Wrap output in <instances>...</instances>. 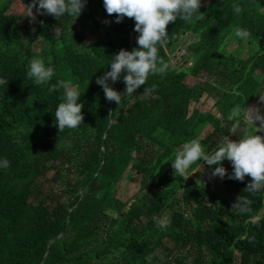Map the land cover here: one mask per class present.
Returning <instances> with one entry per match:
<instances>
[{
    "label": "trees",
    "instance_id": "obj_1",
    "mask_svg": "<svg viewBox=\"0 0 264 264\" xmlns=\"http://www.w3.org/2000/svg\"><path fill=\"white\" fill-rule=\"evenodd\" d=\"M11 2L0 0V78L8 80L0 85V161L9 162L0 167V264H264V190L248 193L251 178L229 179L232 164L225 165L224 195L232 203L247 197L252 211H231L225 201L218 209L210 201L219 185L193 175L205 162L193 163L187 179L172 168L175 154L191 139H200L210 154L224 136H232L225 103H242L236 89L255 72L264 77V0H201V18L169 23L167 42L157 45L169 69L150 74L145 86L123 95L119 105L105 98L96 79L111 70L121 49L138 47L134 19L116 23V14L109 15L104 4L93 8L94 0H86L77 18L57 19L33 8L34 34L47 46V52L35 55L22 39L19 16L6 13ZM234 4L242 8L239 14ZM103 19L113 25L103 26ZM75 20L103 40L79 43L84 38L77 37ZM237 28L250 36H235ZM183 32L196 34L185 47L188 69L171 64ZM233 38L246 48L245 55L226 49ZM32 58L54 68L49 84L36 85L27 76ZM124 75L115 84L109 80L121 93ZM189 77L192 86L185 84ZM60 80L72 81L81 93L84 120L59 132L54 112L64 90L48 88ZM152 85L155 90L144 95ZM208 88L218 94V115L190 112V104L201 101ZM255 131L245 125L233 137ZM51 171L58 188L46 191L42 180ZM125 171L140 177V191L130 203L115 197ZM178 198L186 210H176ZM165 212L166 226L158 227Z\"/></svg>",
    "mask_w": 264,
    "mask_h": 264
},
{
    "label": "clouds",
    "instance_id": "obj_2",
    "mask_svg": "<svg viewBox=\"0 0 264 264\" xmlns=\"http://www.w3.org/2000/svg\"><path fill=\"white\" fill-rule=\"evenodd\" d=\"M86 0H32L28 5V16H33V8L40 15H52L59 19L65 15L78 17L85 7ZM106 12L109 15L116 14V23L122 22L124 17L135 20V31L139 33L137 39V48L132 51L121 49L118 54L113 56L110 63L111 70L96 79V83L102 86L105 98L108 101H114L120 104L123 95H132L142 85L145 86L150 74H164L170 65L158 55L157 45L163 46L167 42L169 23L175 22L177 18L190 21L193 18L202 17L199 9L201 0H103ZM236 14L242 11L239 5H233ZM107 23V21H106ZM235 36L247 38L250 33L241 28L235 30ZM122 73L125 83L123 93L114 90L109 84H115ZM54 75V68L46 66L41 58H32L29 62L27 76L33 78L36 85L49 84ZM8 80L0 78V85H7ZM155 85L145 87L143 94L148 95L155 90ZM64 90L62 102H60L54 112L55 125L59 132L65 128L75 129L84 120L82 108L84 105L78 103L81 93L73 86L70 80H60L51 84L49 92ZM264 101V97H260ZM233 121L230 133L234 135L241 124L255 127V133L246 132L237 140L230 136H224L220 144L206 154L200 139H191L182 145L181 150L177 151L172 168L174 175L187 179L186 176L189 167L197 162L203 161L207 165H216L211 172L210 178L219 176L223 179L228 175L227 170L222 166V162L227 160L232 164V174L229 179L243 181L246 176L251 178V182L245 187V191L255 195L264 190V136L257 132L264 131V114L259 108H245L236 105L232 108L227 117ZM259 122V128L256 123ZM235 136V135H234ZM9 162L7 159L0 161V167L7 168ZM252 201L247 197L239 196L237 201L232 204L231 211L240 214L250 213ZM259 218H254L256 222ZM158 227H165V221L157 219ZM254 237L249 242L254 241Z\"/></svg>",
    "mask_w": 264,
    "mask_h": 264
},
{
    "label": "rangeland",
    "instance_id": "obj_3",
    "mask_svg": "<svg viewBox=\"0 0 264 264\" xmlns=\"http://www.w3.org/2000/svg\"><path fill=\"white\" fill-rule=\"evenodd\" d=\"M28 3L25 0H12L9 9L7 10V14L17 15L19 16V23L21 27V34L22 39L25 43L28 41L31 43L30 49L33 54L39 55L40 52H47V46L43 45L41 41L35 36V26H36V20L33 19V17L28 16ZM103 5V0H94L92 6L94 9H97L98 7H101ZM261 11L264 13V7L261 9ZM34 16V12H33ZM35 17V16H34ZM107 21V23H106ZM100 23L103 26L110 27L113 25V21L110 19H103L100 20ZM73 29L75 33L77 34L78 38H81L83 36V41L79 42L82 43V45H88L92 44L96 41L103 40L102 38H99L95 35H92L90 32V29H87L85 24L80 23L79 21L75 20L73 24ZM55 32L58 33V27L55 29ZM196 40V34H190L183 32L181 36V45L179 49L175 52V54L171 58V64L173 66H177L179 68L188 69L190 65V61L185 60L186 54H185V47L190 44L191 42H194ZM226 49L228 51H232L233 49L237 50L238 54L241 56L245 55L246 48L239 45L236 41V38H233L227 43ZM253 79L249 80L247 83L243 84L242 86L238 87L236 89V93L240 95L242 103L237 102L234 99H228V101L225 103L226 107L231 111L233 107L236 105H240L241 107L245 108H259L261 113L264 114V101H261L260 97H264V77L259 74V72H255L253 75ZM193 79L187 78L185 84L188 86L193 85ZM75 87V86H74ZM126 87V86H125ZM207 89V92L204 96V98L199 102H192L190 104L189 110L192 112L193 110H197L200 113H208L211 112L215 115H218L215 104L218 99V94L213 92L212 90ZM245 126V124H241L240 128L237 131H241L242 128ZM256 127L259 128V122L256 123ZM255 129V127H254ZM256 130V129H255ZM207 134H204L203 137H205ZM232 139L236 140L233 135L230 136ZM230 161L222 162V166L230 165ZM216 167V165H214ZM210 166L205 163L204 168L200 167L195 170V173L193 175L197 177L198 180L200 178H203V182L206 185H212V187H219L220 190L216 189L218 192L215 193V197L213 201H210V205L221 209V203L228 202L229 204L232 203V197L224 195V192L220 188L222 185L223 179H221L219 176L210 178L211 172L207 171ZM56 168L63 173L64 169L59 164H56ZM207 168V169H206ZM54 171H51L48 173L46 178L42 180V183L44 185V190H48L50 188L57 189L58 187L55 186L52 183V177H53ZM192 173L190 174V176ZM200 177V178H199ZM206 177V178H205ZM139 181L140 177L137 174H131L128 171H125L122 175L121 180L117 184V188L115 191V197L120 203H130L134 196H136L139 191ZM179 198L177 199V201ZM178 205L176 207V210H186V206L182 204L180 201H178ZM168 218V213L165 212L161 220L166 221ZM108 261H113L112 257H109Z\"/></svg>",
    "mask_w": 264,
    "mask_h": 264
},
{
    "label": "water",
    "instance_id": "obj_4",
    "mask_svg": "<svg viewBox=\"0 0 264 264\" xmlns=\"http://www.w3.org/2000/svg\"><path fill=\"white\" fill-rule=\"evenodd\" d=\"M64 234H65V232L61 233L58 237H56V238H54V239L60 238V237H62ZM54 239L50 240L49 243H48V245H49L50 242L53 241ZM45 257H46V256H45ZM45 257H44V259H45Z\"/></svg>",
    "mask_w": 264,
    "mask_h": 264
}]
</instances>
